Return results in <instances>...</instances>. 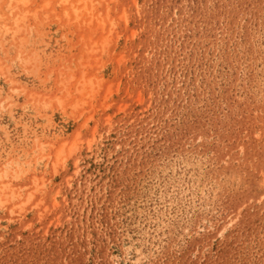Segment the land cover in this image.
Here are the masks:
<instances>
[{
  "label": "rangeland",
  "instance_id": "obj_1",
  "mask_svg": "<svg viewBox=\"0 0 264 264\" xmlns=\"http://www.w3.org/2000/svg\"><path fill=\"white\" fill-rule=\"evenodd\" d=\"M0 264H264V0H0Z\"/></svg>",
  "mask_w": 264,
  "mask_h": 264
},
{
  "label": "bare ground",
  "instance_id": "obj_2",
  "mask_svg": "<svg viewBox=\"0 0 264 264\" xmlns=\"http://www.w3.org/2000/svg\"><path fill=\"white\" fill-rule=\"evenodd\" d=\"M11 6V5H10ZM17 15V14H16Z\"/></svg>",
  "mask_w": 264,
  "mask_h": 264
}]
</instances>
